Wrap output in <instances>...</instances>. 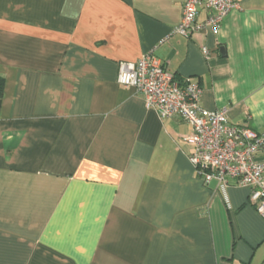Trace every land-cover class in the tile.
I'll return each instance as SVG.
<instances>
[{
	"label": "crops",
	"instance_id": "crops-1",
	"mask_svg": "<svg viewBox=\"0 0 264 264\" xmlns=\"http://www.w3.org/2000/svg\"><path fill=\"white\" fill-rule=\"evenodd\" d=\"M237 1L186 37L184 0H0V264H264L249 189L231 182L228 207L191 125L117 81L154 49L206 109L264 131V0Z\"/></svg>",
	"mask_w": 264,
	"mask_h": 264
},
{
	"label": "built area",
	"instance_id": "built-area-1",
	"mask_svg": "<svg viewBox=\"0 0 264 264\" xmlns=\"http://www.w3.org/2000/svg\"><path fill=\"white\" fill-rule=\"evenodd\" d=\"M199 6L208 12L198 21ZM239 7L237 0H184L182 18L171 33L189 37L204 31L217 35L223 19ZM205 55L209 48L202 47ZM117 81L134 88L148 109L160 118H178L189 123L186 136L193 147L189 161L205 184L213 181L226 198L231 182L249 189L250 201L264 220V131L233 123L227 108L208 110L202 105L203 88L191 78L177 80L164 62L149 50L136 62L120 61Z\"/></svg>",
	"mask_w": 264,
	"mask_h": 264
},
{
	"label": "trees",
	"instance_id": "trees-1",
	"mask_svg": "<svg viewBox=\"0 0 264 264\" xmlns=\"http://www.w3.org/2000/svg\"><path fill=\"white\" fill-rule=\"evenodd\" d=\"M4 86H5V79L0 76V109H1L2 97L5 89Z\"/></svg>",
	"mask_w": 264,
	"mask_h": 264
},
{
	"label": "water",
	"instance_id": "water-1",
	"mask_svg": "<svg viewBox=\"0 0 264 264\" xmlns=\"http://www.w3.org/2000/svg\"><path fill=\"white\" fill-rule=\"evenodd\" d=\"M221 52H224V49L223 48H221Z\"/></svg>",
	"mask_w": 264,
	"mask_h": 264
},
{
	"label": "rangeland",
	"instance_id": "rangeland-1",
	"mask_svg": "<svg viewBox=\"0 0 264 264\" xmlns=\"http://www.w3.org/2000/svg\"><path fill=\"white\" fill-rule=\"evenodd\" d=\"M192 147H193V145H192Z\"/></svg>",
	"mask_w": 264,
	"mask_h": 264
}]
</instances>
